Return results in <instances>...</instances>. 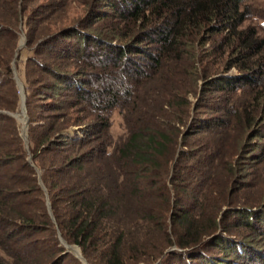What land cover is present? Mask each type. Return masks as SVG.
Masks as SVG:
<instances>
[{"label":"trees","instance_id":"obj_1","mask_svg":"<svg viewBox=\"0 0 264 264\" xmlns=\"http://www.w3.org/2000/svg\"><path fill=\"white\" fill-rule=\"evenodd\" d=\"M107 1L120 21L135 27L132 43L118 45L90 37L80 25L41 37L48 31L44 26L48 13L40 19L43 13L33 17L34 12L25 23L29 26L27 48L34 54L26 62L29 72L34 73V67L41 70L52 80L45 89L54 98L65 90L72 95L67 101L70 109H82L85 117L98 119L84 125L83 138L76 132L74 137L64 133L71 123L66 116L46 115L36 121L29 85L40 82L29 80L25 84L27 146L14 116L22 98L12 63L20 27L30 12L29 0H0V264H65L70 256L64 255L59 233L67 243L80 247L90 264H264V252L251 242L264 238V214L245 211L247 237L238 239L223 228L217 211L230 203L229 198L209 200V182L205 183L209 187L198 190L190 184L195 174L205 177L207 173L199 168L210 158L179 153L181 143L186 144L182 120L170 113L176 122L172 124L163 120L166 117L129 108L123 115L127 140L116 150L107 144L111 128L107 113L117 108L125 112L132 105V85L159 74L170 60H190L198 45L210 44L207 58L210 61L220 54L219 67L225 68L212 75L206 72L204 85L224 92L234 102L223 110L228 120L214 115L196 119L193 129L221 133L230 125V117L244 116L242 110L251 126L250 106L238 105L235 98L241 92L251 97L255 110L264 116V38L254 27L242 28L251 14L244 0ZM38 35L36 41H41L34 44ZM78 63L95 69L113 67L97 78L85 68L74 73L61 68H79ZM232 69L237 73L230 74ZM35 92L36 98L45 97ZM181 100L187 105L185 98ZM174 105L169 101V109ZM61 109V104L54 105L47 112ZM255 137L264 138V127ZM86 147L88 151L76 159L67 156ZM188 162L199 166L189 168ZM41 182L49 192L55 221ZM177 190L192 194L188 196L192 203L182 197L173 199ZM206 199L213 207L203 213L200 202ZM215 252L222 255L217 259Z\"/></svg>","mask_w":264,"mask_h":264},{"label":"rangeland","instance_id":"obj_2","mask_svg":"<svg viewBox=\"0 0 264 264\" xmlns=\"http://www.w3.org/2000/svg\"><path fill=\"white\" fill-rule=\"evenodd\" d=\"M107 3V0H29L28 6L30 7V12L27 14L24 24L20 27L21 37L19 46L15 51L12 63L15 80H20L24 89L25 84L27 85L29 80H39L40 84L29 85L30 89H32L30 97L32 101L33 117L36 121H42L46 115L60 114L66 116V119L68 118V121L70 119L71 123L68 122L69 128H67V131L65 130L64 133L69 137H74V135L77 134L78 137L83 138V130L86 131L84 125H86V123L97 122V116L85 117L82 109H70L67 101L69 102L72 99V95L67 94L65 90H61L58 91L59 96L54 98V93L51 90L45 89L52 80L36 67L33 69L34 73L29 72L26 62L28 58L32 57L34 54H32L31 48H27L29 26L25 25V23L28 22L29 17H31L34 12L33 17H37L36 15H38V13H43L40 19H43L45 15L49 14L46 16L45 20L46 23L49 22V25H45L46 23L44 22V26L48 28V31L39 34L41 37L49 33H58L61 30L71 29L80 25L86 35L90 37H96L106 42L112 41L113 44L118 45L132 43L129 41L135 27L127 26L120 21V19L115 16L114 10L108 8ZM244 5L246 8L248 7L251 14L242 28L254 27L259 31V37L264 38V0H244ZM32 25L34 24L32 23ZM111 33H120L128 37L125 39H113ZM39 35L34 38V44H36ZM40 39L41 38H39V41H41ZM71 39L75 40L74 38ZM30 47L36 46L30 45ZM209 48L210 44L205 47L198 45L195 55L193 54L190 60H170L162 70H160L159 74L152 73V76L145 81L136 82L137 86H135V84L132 85V90H134V97L131 100L132 105L126 107L125 112H121V110L117 108L107 113L109 122L111 123V128L109 129L110 138L107 144L111 145L113 150H116L127 140L129 133L123 115H126L129 108L132 111L137 107V110H147L159 117H166L163 118V120H168L172 124L176 122L172 120L170 115L174 119L182 120L183 124L180 128L183 130L186 137L185 139L183 136V141H185L186 144H184V142L181 143L179 153H192L198 155L200 158H210L207 162H203L202 166L200 165L199 168V170L203 169L205 174L207 173L205 177L201 173L195 174L196 179L193 177H191L192 179L189 178L192 180L190 184L192 183L195 185L197 190L209 184L210 188L208 190L211 193L213 192L212 194H208L210 195L208 198L209 200L210 197H213L214 200L218 198L226 200L229 198L230 203L223 205L221 210L219 209L220 211H217V215L220 221L223 220V228L228 233L235 234L234 237L237 235V238L240 236L247 237L249 231L246 230L247 227L245 226V213L252 211V214H264V138L255 137V132L264 127V122L262 121L264 116L260 109L255 110L253 106L254 102L251 101V97L241 92L238 96H235L238 100V103H236L241 106H245V104L246 106L247 104L250 106L247 107V111L252 113L250 118L254 120L251 126H248L246 113L242 110V113H244L242 115L244 116L240 117L239 120L230 117V125L220 130V132L222 131L221 133L215 134L211 131L206 132L205 130L199 131L193 129V124L196 119H210V117L214 115L224 117V119L228 120L223 110L230 109L232 104L231 101L234 102L230 97L227 98L224 92H213V90H210L208 86L204 85V81H202V78L207 75L206 72H210L212 75L217 71L222 72L225 70L224 66L221 68L219 67L220 54H216L217 58L212 57L210 58L211 62L209 61L206 50H209ZM150 49H156V47L152 46ZM44 55L46 59V50H44ZM111 67L113 66L109 65L104 68L97 67L95 69L91 67L87 68L85 65L81 64H79V68L75 66H61L63 71H69L71 73L77 72L78 69L85 68L90 75L94 74L95 78L105 76L108 72H112ZM229 73L236 74L237 69H232ZM77 79L79 81L81 80L80 78ZM87 88H89V86ZM35 91L45 94V97L43 95L41 96L43 98H36L37 92ZM182 97L187 100V105L182 102ZM169 101H171L172 104L173 102L175 103L172 109L168 107ZM60 104L62 105L60 111L53 110V112H47L49 109L53 108L54 105ZM21 111L22 101L21 107L16 114L21 113ZM79 119H81V121H79ZM62 122L61 120V123ZM20 123L21 129H23L24 124L21 121ZM75 125L81 126L77 128ZM189 134L190 137L187 138ZM112 149L110 150L112 151ZM86 151H88V147L75 153H68L67 156H69V159H76L81 153H85ZM187 166L189 168H197L199 165L188 162ZM212 180L217 181V183L212 182L211 184ZM207 182L209 183L205 184ZM41 185L42 189L47 194V204L52 215L53 211L49 192L43 182H41ZM188 196H192V194L188 195L187 191L180 190V192H178L177 190V192L175 191L173 194V199H181L182 197V199L189 202L191 197ZM208 199L202 203L200 202V204L203 205L201 207L203 213L213 207V203L211 201L209 202ZM220 199L217 201H221ZM189 203L192 202L190 201ZM235 212H238L236 217L233 215ZM52 218L55 221L53 215ZM58 237L61 246L65 248L64 255L70 256L65 264H90L84 257L80 247L67 243L60 233ZM251 242L255 243L253 247L262 250L261 253L264 252V238H252ZM255 248L252 249L254 250ZM214 254L217 259L222 255L219 252H215ZM72 258L76 259V262L72 261Z\"/></svg>","mask_w":264,"mask_h":264},{"label":"water","instance_id":"obj_3","mask_svg":"<svg viewBox=\"0 0 264 264\" xmlns=\"http://www.w3.org/2000/svg\"><path fill=\"white\" fill-rule=\"evenodd\" d=\"M17 82H18V85L20 88V94L22 96V111H21V113L15 114L14 116L24 124V126H23V137L26 140V143L28 146V144H29L28 143L29 117H28V111H27L25 89H24V86L20 80H18Z\"/></svg>","mask_w":264,"mask_h":264}]
</instances>
